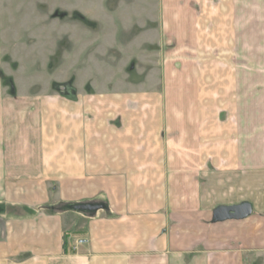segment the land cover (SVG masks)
Returning a JSON list of instances; mask_svg holds the SVG:
<instances>
[{
  "label": "crops",
  "instance_id": "1",
  "mask_svg": "<svg viewBox=\"0 0 264 264\" xmlns=\"http://www.w3.org/2000/svg\"><path fill=\"white\" fill-rule=\"evenodd\" d=\"M159 5L142 82L0 117V264H264V0Z\"/></svg>",
  "mask_w": 264,
  "mask_h": 264
},
{
  "label": "rangeland",
  "instance_id": "2",
  "mask_svg": "<svg viewBox=\"0 0 264 264\" xmlns=\"http://www.w3.org/2000/svg\"><path fill=\"white\" fill-rule=\"evenodd\" d=\"M159 38V0H0V117L14 126L22 98L32 104L42 95L142 82L134 72L143 63L139 46Z\"/></svg>",
  "mask_w": 264,
  "mask_h": 264
},
{
  "label": "water",
  "instance_id": "3",
  "mask_svg": "<svg viewBox=\"0 0 264 264\" xmlns=\"http://www.w3.org/2000/svg\"><path fill=\"white\" fill-rule=\"evenodd\" d=\"M253 214L251 205L245 204L236 207L219 208L214 211V220L224 222L229 220L241 221Z\"/></svg>",
  "mask_w": 264,
  "mask_h": 264
},
{
  "label": "built area",
  "instance_id": "4",
  "mask_svg": "<svg viewBox=\"0 0 264 264\" xmlns=\"http://www.w3.org/2000/svg\"><path fill=\"white\" fill-rule=\"evenodd\" d=\"M88 243V239L87 238H80L79 241L74 245L73 247V252H77L79 247L82 246V245H85Z\"/></svg>",
  "mask_w": 264,
  "mask_h": 264
}]
</instances>
